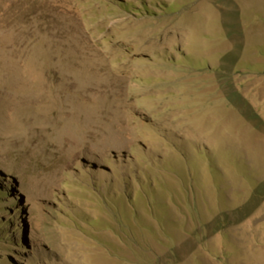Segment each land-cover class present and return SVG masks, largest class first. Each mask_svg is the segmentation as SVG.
I'll return each instance as SVG.
<instances>
[{"label":"rangeland","instance_id":"1","mask_svg":"<svg viewBox=\"0 0 264 264\" xmlns=\"http://www.w3.org/2000/svg\"><path fill=\"white\" fill-rule=\"evenodd\" d=\"M0 264H264V0H0Z\"/></svg>","mask_w":264,"mask_h":264},{"label":"crops","instance_id":"2","mask_svg":"<svg viewBox=\"0 0 264 264\" xmlns=\"http://www.w3.org/2000/svg\"><path fill=\"white\" fill-rule=\"evenodd\" d=\"M242 22H243V24H241L239 29H235L234 26H231L232 27L231 31H228L229 33L227 31L225 32V35L229 34L227 41H229V40H230V42L236 41V37L234 35H236L239 32H243V34L246 35L245 39L244 38L241 39V42L240 43L238 42L236 44H239L241 47H244L245 43L247 45L259 44L258 40L255 38L257 32L255 33L253 31L254 29L257 28V24H252L249 21V19H245V20L243 19ZM252 35H254V37H251ZM255 42H256V44H255ZM258 57H259L258 55H256L255 53L252 52V53H250V55H249V53L248 54H241L240 57L233 58L234 60L233 61L230 60V61H232L233 64H235V65L240 64L241 66L245 67L249 64H251V65L254 64V62H251L250 60L254 59V58H258ZM222 97L224 99L227 97V102H229V100H230V102H229L230 104L227 105V108H225V110H227V111L231 110L232 111V108H233L235 110V112L240 113V114H244L245 112H247L246 110L243 109L246 106L244 105L245 103L243 102V97L241 96L240 92L230 91L228 94H226V95L224 94ZM228 98H229V100H228ZM235 108H238V109L236 110ZM247 109H248V107H247ZM252 111L253 110H248L249 113H255Z\"/></svg>","mask_w":264,"mask_h":264}]
</instances>
